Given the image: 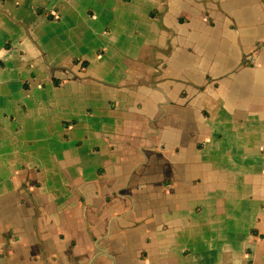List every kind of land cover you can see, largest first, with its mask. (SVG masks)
<instances>
[{
    "label": "crops",
    "instance_id": "1",
    "mask_svg": "<svg viewBox=\"0 0 264 264\" xmlns=\"http://www.w3.org/2000/svg\"><path fill=\"white\" fill-rule=\"evenodd\" d=\"M0 264H264V0H0Z\"/></svg>",
    "mask_w": 264,
    "mask_h": 264
}]
</instances>
